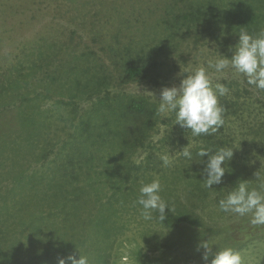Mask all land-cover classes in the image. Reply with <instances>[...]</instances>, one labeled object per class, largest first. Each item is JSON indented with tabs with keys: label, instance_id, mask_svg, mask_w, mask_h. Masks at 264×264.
<instances>
[{
	"label": "rangeland",
	"instance_id": "obj_1",
	"mask_svg": "<svg viewBox=\"0 0 264 264\" xmlns=\"http://www.w3.org/2000/svg\"><path fill=\"white\" fill-rule=\"evenodd\" d=\"M166 3V0H0V120L11 119L16 112L14 104H33L38 106L40 113L37 111L36 117L23 125L36 119L46 120L47 123L49 119L54 124L51 131L47 130L46 138H42L40 131L33 136L40 143L38 147L35 141L29 142L24 136L18 138L15 134V141L23 142L12 150L20 155V159L13 155L11 160H2L5 168L0 165V173L9 169L17 171L19 164L26 174L40 172V184L26 186L24 191L32 195L38 190V199L43 198V216L57 214L59 208L49 198L44 200L50 189L48 183L41 178L49 171L47 169L51 166L55 153L60 151L66 140L70 141L68 133L72 128L57 121L62 117L60 113L63 111L56 107L71 102L77 104L78 110L83 112L109 92L111 99L117 93L142 95L158 104L155 98L160 99L162 87L179 86L183 78L179 75L181 71L190 74L203 66L213 84L222 83L229 89L225 96L218 97L219 104L223 106V99L239 103L230 104L235 105L236 109L224 111L223 126L214 134L193 137L190 130L174 124V113H170L168 118L160 114L157 125L148 132V139L137 145L131 160L136 166L144 168L143 173L149 175L147 177L151 178L150 181L159 177L161 196L165 200L171 204H180L181 207L187 206L185 209L194 208L193 227L187 226L186 229L177 231L180 235L176 238V251L172 256L174 264H205L201 258L202 250L197 251V245L201 239L210 238L220 248L231 247L238 252L242 264H264V226H245L250 223L249 215L240 216L219 210V200L238 181L248 180L250 186H258L259 181L254 173L260 167L261 178L264 179V90L250 86L243 75L235 73L231 68L217 73L214 68L208 67V61H214L218 52L231 56L229 44L226 46L214 41L211 33L207 34L208 39L201 41L198 36L192 37L189 35L190 31L177 26L175 29L181 30L180 38L175 43L167 35L172 32L173 24L168 22L172 11L166 7ZM130 53L153 57L155 64L159 66L158 78L143 83L122 84L116 68L117 62H122L124 56ZM98 67H107L106 73L113 76L107 88H99L98 81L94 79L95 75H103L97 74ZM148 92L154 93L155 98ZM236 94L238 96L234 97ZM62 109L65 111L66 108ZM130 124L132 126L136 122L131 120ZM16 132L19 134V131ZM3 135L0 133V137ZM187 139L191 143V152L200 147L210 151L222 146L235 149L232 161L229 165L227 162L225 164L229 176L223 178L222 184L213 185L215 189H208L206 197L203 181L200 180L203 165L194 163L198 157L187 161L177 155L168 167L160 159L165 153L174 154L181 150L188 143ZM42 154L49 156L44 158L41 157ZM13 160L16 165L11 167ZM13 177L11 175L3 179L4 190L6 186L12 187ZM145 178L142 177V180ZM24 199L17 201L18 207ZM137 208L139 214L136 216H124L130 224L126 235L121 237L122 240L126 238V241L120 247H114L110 264L130 262L129 252L134 246L128 240L138 238L135 233L147 229L154 234L159 230L162 238L170 236L169 231L172 233L173 228H163L165 223H158L155 218L151 221L144 220L140 215V207ZM82 217L85 218V215ZM229 225H238L244 229H251L253 226L261 232L262 238L245 245L240 242V245L229 243ZM243 231L239 229L235 241L240 239ZM8 239L11 240L10 237ZM215 247L214 245V251ZM188 254L197 258V261L186 263L184 256ZM165 264L173 263L167 261Z\"/></svg>",
	"mask_w": 264,
	"mask_h": 264
},
{
	"label": "trees",
	"instance_id": "obj_2",
	"mask_svg": "<svg viewBox=\"0 0 264 264\" xmlns=\"http://www.w3.org/2000/svg\"><path fill=\"white\" fill-rule=\"evenodd\" d=\"M166 2V7L172 11L168 22L173 24L172 32L167 35L175 43L180 38L181 30L175 29L177 26L190 31L189 35H196L201 41L208 39L207 34L211 33L214 41L226 46L237 43V33L242 29L252 35L264 29V0ZM117 66L122 84L153 81L159 76V66L155 64L153 57L130 53L124 56L122 62H117ZM96 70L97 74H103L94 76L99 88H107L113 76L106 73L107 67H98ZM232 88L234 89L233 84ZM110 94L109 92L105 97L99 98L83 112L78 110L77 104L71 102L56 107L63 111L60 113L62 117L57 121L72 128L68 133L70 141L64 142L65 145L55 153L51 166H48L47 170L51 174L47 171L41 178L48 183L50 189L44 200L49 198L59 208L57 214L43 216V198L38 199V190L32 195L24 191L26 186L40 184V172L26 174L23 166L19 164L17 171L9 169L0 173V264H56L58 256L68 253H75L78 258L79 250L88 256L90 264H110L114 247L118 248L126 241V238L122 240L121 237L126 235L130 224L124 216L139 214L137 207L140 206L135 203L139 181L142 177L149 176L131 158L138 148L137 145L148 139L147 134L157 125L160 114L157 112L158 104L146 96L117 93L111 99ZM236 96L238 94L234 95ZM221 104L226 111L229 108L236 109L235 105L239 103L236 100L223 99ZM37 107L33 104H14L16 112L11 119L0 120V133L4 134L0 137V165H3L2 160L5 158L13 159V155L20 159V155L12 151L23 143L15 141V134L18 138L24 136L29 142L35 141L38 147L40 143L33 136L40 131L42 138H46L47 130H52L51 126L54 124L49 119L48 123L46 120L36 119L23 125L36 117L39 112ZM62 107L66 108L65 111ZM131 120L136 124L131 126ZM198 150L192 152V159L198 157ZM48 156L49 154L41 155L44 158ZM14 160L11 167L16 165ZM11 175H14V183L12 187L6 186L4 190L2 181ZM228 176L226 172L224 178ZM150 179L147 177L144 181L148 182ZM204 193V197L209 194L208 188H205ZM20 199H24V202L18 207L17 201ZM172 205L177 207H174L172 214L166 210V219L163 222L156 218L157 213L154 215L158 223H169L163 224V228H173L172 233L169 231L170 236L162 238L159 230L154 234L147 229L135 233L138 238L128 240L134 247L129 252L131 260L126 264H165L167 261L174 264L172 256L176 251V238L180 235L177 231L186 229L187 226L193 227L192 216L195 212L192 207L185 209L187 206ZM83 214L85 218L82 217ZM249 225L250 223L245 226ZM239 229L244 231L240 239L235 241ZM227 233V240L232 244L240 242L245 245L249 241L262 238L261 232L253 226L251 229H244L238 225H229ZM184 261L195 263L197 258L188 254L184 256Z\"/></svg>",
	"mask_w": 264,
	"mask_h": 264
},
{
	"label": "clouds",
	"instance_id": "obj_3",
	"mask_svg": "<svg viewBox=\"0 0 264 264\" xmlns=\"http://www.w3.org/2000/svg\"><path fill=\"white\" fill-rule=\"evenodd\" d=\"M238 34V41L229 47L231 56L218 52V57L208 61V67L214 68L217 73L226 69H233L235 73L246 78L250 86L258 90H264V29L256 35L242 29ZM214 43V42H213ZM183 78L179 86H164L160 90L157 112L164 118L170 113L175 114L174 124L182 129L190 130L193 137L211 135L216 133L224 124V108L219 104L218 97L225 96L229 89L222 83L213 84L205 67L196 68L190 74L181 71ZM188 140V139H187ZM191 143L181 147L174 154L165 153L160 159L165 167L171 165L173 159L182 156L192 160ZM234 148L222 146L215 151L200 147L196 155L200 158L195 161L197 165H203L200 169L203 186L208 189L213 185L223 183L225 176V164L229 165L234 157ZM204 157H207L205 160ZM261 167L254 173L259 181L258 186L252 187L248 180H240L219 200V210L225 213H235L240 216L249 215L250 224L264 226V179L261 178ZM140 187L135 203L140 206L144 220L154 219L153 214L163 222L168 213L174 212V205L161 196L162 185L159 177L151 181H139ZM215 251L213 250V246ZM79 250V249H78ZM202 250V260L205 264H242V258L231 247L220 248L210 239H201L197 245V251ZM56 264H90L88 256L79 250V257L75 253H68L57 257Z\"/></svg>",
	"mask_w": 264,
	"mask_h": 264
}]
</instances>
